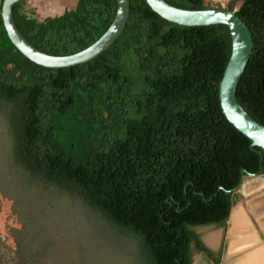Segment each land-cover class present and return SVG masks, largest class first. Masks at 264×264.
<instances>
[{
    "label": "trees",
    "instance_id": "1",
    "mask_svg": "<svg viewBox=\"0 0 264 264\" xmlns=\"http://www.w3.org/2000/svg\"><path fill=\"white\" fill-rule=\"evenodd\" d=\"M129 1L112 47L59 70L16 51L0 15V198L20 225L0 238V264H220L194 229L225 228L241 172L264 174V152L220 109L229 29L178 26ZM23 3L19 33L56 57L94 44L116 14L115 0H76L38 22ZM231 11L253 38L235 100L264 127V0H231Z\"/></svg>",
    "mask_w": 264,
    "mask_h": 264
},
{
    "label": "water",
    "instance_id": "2",
    "mask_svg": "<svg viewBox=\"0 0 264 264\" xmlns=\"http://www.w3.org/2000/svg\"><path fill=\"white\" fill-rule=\"evenodd\" d=\"M22 1L24 0H2L0 4V15L7 37L16 51L24 58L39 67L52 70L72 68L97 59L112 47L120 37L128 22L130 11L129 0H115V17L107 31L94 44L74 55L56 57L38 51L19 33L13 21L12 9ZM144 1L151 11L161 19L178 26L209 27L220 25L229 29L232 49L218 87L220 109L226 121L251 142V149L258 148L264 152V127L250 118L235 100L237 87L247 68L253 50V38L247 25L231 10L215 8L185 11L170 6L163 0ZM211 1L217 2L219 0ZM258 153L260 154V152ZM261 173L262 171H260ZM257 176L247 175L246 171L243 170L238 189Z\"/></svg>",
    "mask_w": 264,
    "mask_h": 264
},
{
    "label": "crops",
    "instance_id": "3",
    "mask_svg": "<svg viewBox=\"0 0 264 264\" xmlns=\"http://www.w3.org/2000/svg\"><path fill=\"white\" fill-rule=\"evenodd\" d=\"M234 196L219 243L202 242L213 253L222 249L220 264H264V180L244 183Z\"/></svg>",
    "mask_w": 264,
    "mask_h": 264
},
{
    "label": "rangeland",
    "instance_id": "4",
    "mask_svg": "<svg viewBox=\"0 0 264 264\" xmlns=\"http://www.w3.org/2000/svg\"><path fill=\"white\" fill-rule=\"evenodd\" d=\"M2 0H0L1 4ZM213 7L219 6L225 10H231V0H219L213 2L205 0ZM76 6V0H24L21 9L28 17L37 20L38 22L45 21L49 18L61 16L65 11L73 10ZM264 180V174H260L253 180L260 182ZM237 191V190H236ZM20 225L11 214V204L0 198V238L2 241L7 238L8 230L19 229ZM195 233L201 240L209 238L212 243H219L222 236V229L214 226L194 229ZM11 244V240H9ZM12 246V244H11ZM193 264H206L199 254L193 256Z\"/></svg>",
    "mask_w": 264,
    "mask_h": 264
},
{
    "label": "flooded vegetation",
    "instance_id": "5",
    "mask_svg": "<svg viewBox=\"0 0 264 264\" xmlns=\"http://www.w3.org/2000/svg\"><path fill=\"white\" fill-rule=\"evenodd\" d=\"M222 229V228H221ZM222 250V249H221ZM220 250V251H221ZM218 253V252H217ZM217 253H215V254H217ZM199 256H201L202 257V259H204V262H206V264H214L213 263V261L210 259V258H208V257H206L204 254H199ZM192 264H193V262H192Z\"/></svg>",
    "mask_w": 264,
    "mask_h": 264
},
{
    "label": "bare ground",
    "instance_id": "6",
    "mask_svg": "<svg viewBox=\"0 0 264 264\" xmlns=\"http://www.w3.org/2000/svg\"><path fill=\"white\" fill-rule=\"evenodd\" d=\"M257 202V201H256ZM255 203V202H254ZM264 203V202H263ZM260 205V204H259ZM262 205V204H261ZM257 207H259L258 205H257ZM259 209H260V207H259ZM243 219V218H242ZM254 257V256H253Z\"/></svg>",
    "mask_w": 264,
    "mask_h": 264
}]
</instances>
